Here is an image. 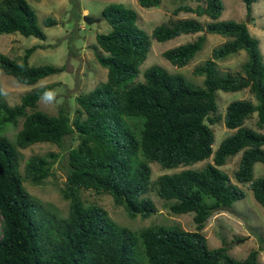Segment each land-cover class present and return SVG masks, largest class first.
<instances>
[{
    "label": "trees",
    "instance_id": "trees-1",
    "mask_svg": "<svg viewBox=\"0 0 264 264\" xmlns=\"http://www.w3.org/2000/svg\"><path fill=\"white\" fill-rule=\"evenodd\" d=\"M243 1L250 11L254 0ZM138 2L149 7L160 0ZM222 8V0H204L203 5L195 7L180 4L174 9L176 13L181 9L194 11L210 19L203 22L185 16L157 24L151 33L159 41L181 33H197L193 39L163 50L164 57L177 66L186 64L201 48L206 32L228 37L194 66V74L204 75L201 85L158 64L146 67L143 79L134 80L151 41L137 25L135 9L111 2L101 10L111 28L98 32L100 48L95 44V56L107 67V76L76 97L79 107L73 118L63 110L50 114L36 109L48 84L27 91L15 104L0 95V121L16 123L22 117L15 144L0 136V264H260L258 248L236 258L223 245L209 247L203 233L214 210L231 206L245 195L220 167L238 152L234 177L240 183L247 182L264 207V175L253 177L254 163H264V131L244 124L255 112L256 125L264 128V60L259 40L245 22L218 19ZM55 22L51 16L44 18L46 25ZM12 31L46 36L27 0H0V33ZM35 47H27L21 61L0 51V67L24 83H34L62 69L52 63L29 64ZM240 49L247 54L243 71L217 69L216 59ZM245 87L256 101L237 98L227 103L223 121L234 131L213 150L214 133L207 121L217 120L211 115L217 110V89ZM75 131L78 141L68 150V170L61 188L62 196L69 200L68 213L58 216L24 187L16 146L40 141L59 145ZM55 156L52 151L30 155L24 175L34 182L42 181ZM210 157L212 161L200 168L185 167L151 177L152 161L172 168ZM88 188L108 192L130 216L144 217L157 210L148 195L154 190L171 212L193 211L195 228L160 223L139 229L119 225L102 205L83 201L81 189ZM261 239L264 241V237Z\"/></svg>",
    "mask_w": 264,
    "mask_h": 264
},
{
    "label": "rangeland",
    "instance_id": "rangeland-1",
    "mask_svg": "<svg viewBox=\"0 0 264 264\" xmlns=\"http://www.w3.org/2000/svg\"><path fill=\"white\" fill-rule=\"evenodd\" d=\"M35 9L37 23L44 30L45 38L34 35H24L19 31L0 33V51L14 58L22 60V56L29 46H36L28 57L29 64L40 65L52 63L62 66V69L50 73L34 83L18 81L13 75L6 73L0 67V95L9 104L19 103L22 95L27 91L48 84V90L56 92V100L47 103L38 99L36 109L50 114H56L60 110L67 112L70 118L79 107L76 97L86 93L99 82L106 79L107 67L103 66L95 56L96 34L107 32L111 25L101 15L102 8L111 2H121L136 10V23L149 35L151 45L146 58L140 64L139 72L134 80L143 79V71L152 64L163 66L170 73H181L187 80L195 83H203V74H194L193 68L210 56L211 49L228 37L218 32H206L205 40L201 48L184 65L177 66L162 54L163 50L193 39L197 33H181L175 37L159 41L151 36L153 28L162 22H172L174 19L194 16L205 22L209 16L197 15L194 11L178 10L180 4H189L193 7L203 5L204 0H160L158 5L145 7L138 0H27ZM223 8L218 19H234L245 22L249 32L258 38L259 51L264 60V0H254L250 11H247L243 0H222ZM87 14L94 18L92 22L84 20ZM51 16L56 22L50 25L44 23V18ZM98 48H100L98 46ZM245 49H240L226 57L216 59L217 69L220 71H243L242 63L246 60ZM217 110L211 115L217 116L214 122H208L214 133L212 149L214 150L223 137L234 131L228 128L223 115L226 105L230 100L248 98L256 101L254 95L245 87L241 90L225 91L217 89ZM256 113L245 119L244 124L264 131L256 125ZM22 125V117L16 123L0 121V136H6L14 142L18 129ZM76 131L67 134L61 144L50 141H40L29 144L26 147L16 146L19 160V173L22 176L24 187L34 196L39 198L47 209L58 216L68 213L69 200L62 196L61 188L64 185L68 170L67 154L70 147L77 143ZM55 152L56 156L50 168L49 174L40 182H34L24 175V165L28 157L34 153L45 154ZM241 152L231 155L220 167L228 173L232 182L238 183L245 191L242 198L236 199L231 206L214 210L207 218L203 227L209 247L223 245L230 255L236 258L246 256L251 248H258V260L264 264V207L259 203L248 183H240L234 177V171L238 167ZM50 158V156H48ZM212 158L196 161L190 165H180L172 168H164L158 162L152 161L151 177L154 179L163 172H173L185 167L200 168ZM264 175V163L256 161L253 166V177ZM81 198L85 203H97L102 205L109 217L119 225L131 229H139L150 224H177L185 229H194L193 211L182 213L171 212L167 202L160 198L154 190L148 195L153 199L157 210L144 217L140 214L130 216L124 207L115 203L108 192H96L92 188L81 189Z\"/></svg>",
    "mask_w": 264,
    "mask_h": 264
},
{
    "label": "clouds",
    "instance_id": "clouds-1",
    "mask_svg": "<svg viewBox=\"0 0 264 264\" xmlns=\"http://www.w3.org/2000/svg\"><path fill=\"white\" fill-rule=\"evenodd\" d=\"M41 100L47 102V103H52L56 100V92L54 90H45L41 94Z\"/></svg>",
    "mask_w": 264,
    "mask_h": 264
},
{
    "label": "water",
    "instance_id": "water-1",
    "mask_svg": "<svg viewBox=\"0 0 264 264\" xmlns=\"http://www.w3.org/2000/svg\"><path fill=\"white\" fill-rule=\"evenodd\" d=\"M84 20H86L87 22H92L94 20V18L89 16V15H87V14H85L84 15Z\"/></svg>",
    "mask_w": 264,
    "mask_h": 264
}]
</instances>
